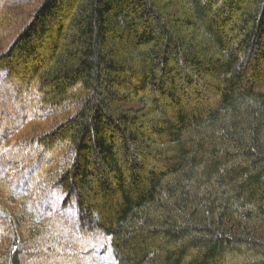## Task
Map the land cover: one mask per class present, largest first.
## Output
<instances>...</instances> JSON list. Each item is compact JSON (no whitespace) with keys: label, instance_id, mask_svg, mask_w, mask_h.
Masks as SVG:
<instances>
[{"label":"trees","instance_id":"1","mask_svg":"<svg viewBox=\"0 0 264 264\" xmlns=\"http://www.w3.org/2000/svg\"><path fill=\"white\" fill-rule=\"evenodd\" d=\"M99 234L116 264H264V0H44L0 56V264Z\"/></svg>","mask_w":264,"mask_h":264},{"label":"rangeland","instance_id":"2","mask_svg":"<svg viewBox=\"0 0 264 264\" xmlns=\"http://www.w3.org/2000/svg\"><path fill=\"white\" fill-rule=\"evenodd\" d=\"M43 1L44 0H0V56L6 53L18 34L32 19L34 13ZM54 123V119L49 121L50 126ZM59 197L63 198L61 195ZM78 212V209L74 207L67 209V214L69 216L76 217ZM96 241L98 246L94 249L95 254H102L89 257V264H116L111 253L109 239L99 234L96 240L92 242ZM85 244L87 245L89 243H83L81 245ZM93 246L94 243H92V248Z\"/></svg>","mask_w":264,"mask_h":264},{"label":"bare ground","instance_id":"3","mask_svg":"<svg viewBox=\"0 0 264 264\" xmlns=\"http://www.w3.org/2000/svg\"><path fill=\"white\" fill-rule=\"evenodd\" d=\"M145 157V156H144ZM141 162V161H140ZM150 164V163H149Z\"/></svg>","mask_w":264,"mask_h":264}]
</instances>
